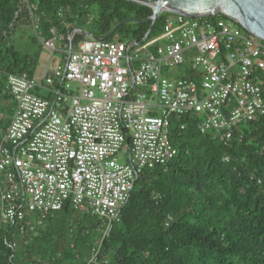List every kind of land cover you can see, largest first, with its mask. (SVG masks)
<instances>
[{
  "label": "built area",
  "instance_id": "1",
  "mask_svg": "<svg viewBox=\"0 0 264 264\" xmlns=\"http://www.w3.org/2000/svg\"><path fill=\"white\" fill-rule=\"evenodd\" d=\"M167 13L164 31L142 42L74 43L76 33L55 32L40 38L62 54L52 75L46 68L40 80L8 76L16 107L0 142L3 222L24 231V222L35 227L70 202L105 221L104 237L140 173L177 154L173 115H198L200 131L226 143L241 122L264 114L256 80L264 75V39L221 12ZM45 87L53 98L36 92ZM101 242L87 264H100Z\"/></svg>",
  "mask_w": 264,
  "mask_h": 264
},
{
  "label": "trees",
  "instance_id": "2",
  "mask_svg": "<svg viewBox=\"0 0 264 264\" xmlns=\"http://www.w3.org/2000/svg\"><path fill=\"white\" fill-rule=\"evenodd\" d=\"M153 12L132 0H0V142L16 107L8 76H38L40 38L142 42ZM167 14L148 37L164 31ZM27 29L36 32L34 48L24 41ZM186 75L196 77L188 67ZM197 119L172 116L177 154L140 173L104 237L105 221L70 202L35 227L24 222V231L0 219V264H87L101 239L100 264H264V114L241 122L226 143L200 131Z\"/></svg>",
  "mask_w": 264,
  "mask_h": 264
},
{
  "label": "water",
  "instance_id": "3",
  "mask_svg": "<svg viewBox=\"0 0 264 264\" xmlns=\"http://www.w3.org/2000/svg\"><path fill=\"white\" fill-rule=\"evenodd\" d=\"M149 5L154 12L148 21L152 24L147 38L161 13L176 12L193 16L223 13L238 21L246 30L264 39V0H132ZM128 20V19H127ZM120 22V25L125 21ZM144 38V39H145Z\"/></svg>",
  "mask_w": 264,
  "mask_h": 264
},
{
  "label": "rangeland",
  "instance_id": "4",
  "mask_svg": "<svg viewBox=\"0 0 264 264\" xmlns=\"http://www.w3.org/2000/svg\"><path fill=\"white\" fill-rule=\"evenodd\" d=\"M25 36V42L29 43V45H31V38L36 36V32L35 30L32 29H27V31L24 34ZM60 44V43H58ZM32 48H34L31 45ZM31 48V49H32ZM62 61V54L60 52H53L51 49L46 48L44 45L41 48V53H40V62H39V67H38V76L36 77L37 80H40L46 70V68L50 71V72H55L58 68V66L61 64ZM183 70H181L182 72ZM172 74L176 73V70H172L171 71ZM45 90V89H43ZM126 155L125 154H120L119 155V160L121 162L126 161Z\"/></svg>",
  "mask_w": 264,
  "mask_h": 264
},
{
  "label": "crops",
  "instance_id": "5",
  "mask_svg": "<svg viewBox=\"0 0 264 264\" xmlns=\"http://www.w3.org/2000/svg\"><path fill=\"white\" fill-rule=\"evenodd\" d=\"M43 89H45V90H43ZM50 91L48 90V88H40V93L42 94V95H47L48 93H49ZM14 110V109H13Z\"/></svg>",
  "mask_w": 264,
  "mask_h": 264
}]
</instances>
